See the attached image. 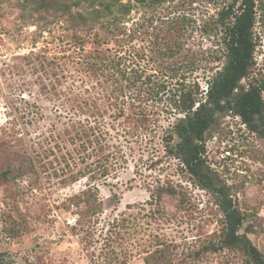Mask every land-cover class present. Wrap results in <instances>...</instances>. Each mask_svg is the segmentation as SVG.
Returning <instances> with one entry per match:
<instances>
[{
	"label": "trees",
	"instance_id": "16d2710c",
	"mask_svg": "<svg viewBox=\"0 0 264 264\" xmlns=\"http://www.w3.org/2000/svg\"><path fill=\"white\" fill-rule=\"evenodd\" d=\"M24 1L63 24L55 54L48 56L41 50L22 58L32 73L40 72L48 82L40 91L55 98L57 106L51 111L56 120L38 138L29 140L25 164L16 168L8 164L0 179L8 182V178L28 176L27 190L39 188L42 176L55 179L62 187L86 179L84 189L66 200L77 209L83 230L101 209L96 182L105 184L126 168L122 147L113 143L112 131L137 137L157 123L160 113H166L173 121L160 138L163 157L178 160L192 183L209 194L221 216L218 230L187 258L226 250L237 253L243 264H264V254L241 231L244 214L233 199L231 186L220 181L207 164L204 140L217 117L227 115L237 117L250 133L264 140V76H254L255 26L264 23L263 2L223 0L215 16L199 27L203 36L212 37L215 48L196 52L185 48L195 29L191 18L158 12L173 0ZM138 9L146 20L126 29L127 17ZM135 40L146 45L137 47ZM203 61L216 64L209 68L206 88L191 79ZM72 70L83 76L80 84L87 80L81 89L72 84L62 88L66 80L74 82ZM23 194L24 189L8 191L13 200ZM178 195L169 184H156L146 202L154 206L151 217H161L164 197ZM6 221L11 225L8 234L17 236L23 216L16 206L6 214ZM114 228L107 243L112 242V234L118 238L120 232ZM150 245L154 248L144 251L148 254L145 264H168V243L155 235ZM5 256L0 250V264H6ZM118 264H127V260Z\"/></svg>",
	"mask_w": 264,
	"mask_h": 264
},
{
	"label": "rangeland",
	"instance_id": "374dc122",
	"mask_svg": "<svg viewBox=\"0 0 264 264\" xmlns=\"http://www.w3.org/2000/svg\"><path fill=\"white\" fill-rule=\"evenodd\" d=\"M222 1L173 0L158 12L186 14L195 29L185 48L211 52L215 48L213 39L203 36L199 27L215 16ZM262 15L259 6L258 16ZM144 19L143 10L138 9L130 13L124 25L129 29L133 22ZM61 25L53 14L39 13L25 5L24 0H0V172L8 164L14 168L24 165L30 151L29 140L38 138L56 120L51 111L57 106L55 98L40 91L42 84L48 82L40 72L32 73L22 58L41 50H46L48 56L55 54L58 36L64 33ZM255 33L258 45L254 76H264L262 21L257 22ZM134 44L146 45L140 40ZM215 65L203 61L191 79L206 88L209 68ZM72 73L74 82L68 79L62 88L72 84L81 89L87 80L84 78L85 83L80 84L82 75L76 76L74 70ZM172 121L173 116L160 113L157 123L133 138L112 131L113 143L122 147L126 168L105 184L96 182L101 209L92 218V225L86 224L88 229L85 225L80 230L77 209L66 202L84 189L86 179L62 187L55 179L42 176L40 187L31 190H27L28 176L8 178V182L0 179V250L6 254V264H118L123 259L127 264H145L148 254L144 251L154 248L150 241L155 235L169 245L168 264H243L237 253L226 250L198 259L187 258L192 249L218 230L221 216L209 194L192 183L178 160L163 157L160 138ZM204 140L209 168L220 181L231 186L233 199L244 214L241 231L264 254V140L231 115L218 116ZM156 160L160 161L153 164ZM158 183L169 184L179 195L164 197L161 217H151L154 206L146 202ZM17 188L24 189V194L13 200L8 191ZM14 206L23 216V225L18 235L11 237L6 231L11 227L6 214ZM112 228L120 233L117 239L112 234V242L107 243Z\"/></svg>",
	"mask_w": 264,
	"mask_h": 264
}]
</instances>
